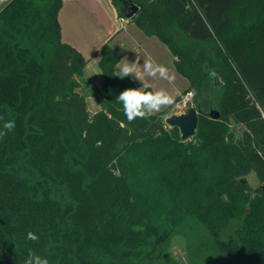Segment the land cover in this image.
Instances as JSON below:
<instances>
[{
	"label": "trees",
	"instance_id": "trees-1",
	"mask_svg": "<svg viewBox=\"0 0 264 264\" xmlns=\"http://www.w3.org/2000/svg\"><path fill=\"white\" fill-rule=\"evenodd\" d=\"M125 1L195 93L196 132L182 141L166 124L180 98L129 123L116 98L138 87L116 75L109 44L101 88L85 76L86 59L61 40L62 0L8 2L0 130L15 128L0 138V264H25L29 249L48 264H181L178 235L191 264H264V0Z\"/></svg>",
	"mask_w": 264,
	"mask_h": 264
},
{
	"label": "rangeland",
	"instance_id": "rangeland-1",
	"mask_svg": "<svg viewBox=\"0 0 264 264\" xmlns=\"http://www.w3.org/2000/svg\"><path fill=\"white\" fill-rule=\"evenodd\" d=\"M112 2V0H62V8L60 16H58L59 24L62 28L61 40L74 47L84 56L88 65V68L86 65L87 75L90 77L93 84H96H94L95 86H100L98 88H101L103 82V75L99 67V61L101 59L100 50L105 45V43H103V39L106 34V28L104 27L110 26L115 23L116 20H119V18L121 21V17L118 16L117 10ZM7 3L8 2H0V10ZM123 23L127 24V19L126 22ZM189 23H191V21L189 18H186L185 24ZM191 26H196V29L199 30L201 36H206L205 29L196 18ZM154 41L160 42L155 37ZM160 44L162 46L161 51H156V47L154 45L150 46V49L153 50L152 52L157 56V59L153 56L152 57L157 63L164 64L169 67V69L175 74L176 80L172 84H169L165 80V83H158V81L151 78L150 81L152 84L154 83L156 85V89L165 88L173 95H175L176 91L179 89L181 91V95H185V91L187 90L189 83L177 73L175 65L172 63L173 55L170 53L167 46L161 42ZM79 92L84 94V86L79 90ZM181 95L176 97V99L180 98ZM87 102L88 109L90 113L93 114V112L98 109L97 102L92 98H88ZM178 104L179 103L168 110L169 115L174 116L185 114L190 108L195 106L194 101L189 104L187 108L178 107ZM168 108L169 106L163 108L160 112H163ZM237 135L239 136L240 132H238ZM248 180L253 188L260 185L259 180L254 174H251L248 177ZM172 243L171 255L181 264H191L185 239L178 235L173 238Z\"/></svg>",
	"mask_w": 264,
	"mask_h": 264
},
{
	"label": "clouds",
	"instance_id": "clouds-1",
	"mask_svg": "<svg viewBox=\"0 0 264 264\" xmlns=\"http://www.w3.org/2000/svg\"><path fill=\"white\" fill-rule=\"evenodd\" d=\"M121 61L122 63L118 64L119 73L117 75L121 79L131 75L139 81L145 78H159L172 84L176 80L175 74L169 67L157 63L151 54L145 55L142 70H138L141 66L139 60L136 62H129L127 58H125ZM151 87V84L143 83L141 88L125 89L116 98V100L122 104L124 115L129 123L137 118H150L153 114L159 113L163 108L173 105L176 102V96L180 95L179 90L173 95L165 88L149 90ZM187 95L192 96L194 93L189 92ZM14 128V121H5L3 130H0V138L7 135L8 132L14 130ZM27 239L37 241L39 238L35 233L29 231L27 233ZM25 264H48V260L29 249Z\"/></svg>",
	"mask_w": 264,
	"mask_h": 264
},
{
	"label": "crops",
	"instance_id": "crops-1",
	"mask_svg": "<svg viewBox=\"0 0 264 264\" xmlns=\"http://www.w3.org/2000/svg\"><path fill=\"white\" fill-rule=\"evenodd\" d=\"M12 1L13 0H0V2H12ZM59 16H60V13H59ZM104 28H106V34L104 36L103 43L109 44L117 52V54L120 57L119 64L122 63L121 60L125 58H127L129 62H136L137 60H139L141 66L140 68H138V70H142L143 59L145 58L146 54H151V56L157 59V56L152 52L153 50L150 49V46L154 45L156 47L155 49L156 51H161L162 46L160 42H155L154 37L150 38L146 36L134 23L130 21H128L127 24H124L120 21V18H119V20H116L115 23L111 24L108 27H104ZM174 61H175V58L172 57L173 65H174ZM87 68H88V65H87ZM87 68L85 70V76L90 79V77L87 75ZM118 73H119V69L117 65L116 74ZM127 78H131L138 88H141L143 86V83H148V84H151L152 90H156V87H155L156 85L154 83L153 84L151 83L150 78L149 79L145 78L142 81L135 79L131 75L128 76ZM151 79L158 81V83L164 82V80L159 79V78H151ZM179 93L181 95L180 90H179ZM97 106H98V109H96L93 113H96L97 111L100 110V107L98 104Z\"/></svg>",
	"mask_w": 264,
	"mask_h": 264
},
{
	"label": "water",
	"instance_id": "water-1",
	"mask_svg": "<svg viewBox=\"0 0 264 264\" xmlns=\"http://www.w3.org/2000/svg\"><path fill=\"white\" fill-rule=\"evenodd\" d=\"M122 1L123 8L122 13L124 18L131 20L139 8L134 4H131L125 0ZM215 119H220V115L217 112L211 114ZM166 124L171 128H178L182 141H187L194 136L198 126V112L195 108H190L187 113L182 115H174L166 119Z\"/></svg>",
	"mask_w": 264,
	"mask_h": 264
},
{
	"label": "built area",
	"instance_id": "built-area-1",
	"mask_svg": "<svg viewBox=\"0 0 264 264\" xmlns=\"http://www.w3.org/2000/svg\"><path fill=\"white\" fill-rule=\"evenodd\" d=\"M121 22L122 23L126 22V18H124V19L121 18ZM127 22H128V20H127ZM187 94L188 93H186L185 95H181L180 100L178 102L179 103L178 107L187 108V106L193 102L194 95L188 96Z\"/></svg>",
	"mask_w": 264,
	"mask_h": 264
}]
</instances>
